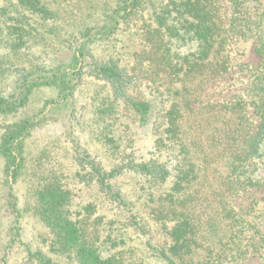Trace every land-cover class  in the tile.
<instances>
[{"label":"trees","instance_id":"16d2710c","mask_svg":"<svg viewBox=\"0 0 264 264\" xmlns=\"http://www.w3.org/2000/svg\"><path fill=\"white\" fill-rule=\"evenodd\" d=\"M93 9L0 0V264H264V0Z\"/></svg>","mask_w":264,"mask_h":264},{"label":"rangeland","instance_id":"374dc122","mask_svg":"<svg viewBox=\"0 0 264 264\" xmlns=\"http://www.w3.org/2000/svg\"><path fill=\"white\" fill-rule=\"evenodd\" d=\"M91 1H94V9H93V11H94L95 16H97L99 8L101 6H103L105 4V2H107L108 0H91ZM90 8H91V4H90ZM223 10L225 12L227 11L226 4H225V7H223ZM224 17H225V15L222 16L223 19H224ZM224 21H225V24H226V22L228 20L225 19ZM123 34H125V31L123 32ZM257 44H258V41H254L252 43H249L248 44L249 45V50H248L247 54H245L243 56L235 54L236 58L241 59L239 62H241L242 66H236V68L234 70H232L229 74L225 73L226 74L225 76L227 77V81H231V79H232L231 83H233V84H235L236 79H238V81H237V83L234 86H232V87L228 86L224 90H223V88H224L223 86L219 87L221 90H223V95H229V94L233 95L235 92H241L242 90L240 88L243 87V86H246V85H244V83H242V80H246L247 81L248 76L250 74L249 72H251L253 69H255L258 66V64L260 62V59H261V55L258 53L257 48H256ZM242 67L246 68V70L245 71H243V70L241 71L240 69ZM247 72H248V76L246 75ZM233 77H234V79H233ZM220 81L221 82H225V80H220ZM208 84L211 85V84H214V83L213 82H209ZM193 118H196V117L194 116L191 119H193ZM56 131H58V126L56 125L54 127V125H51V129H48L47 127H45V130L43 132H46V134H47V133H52V132H56ZM38 133H40V131H38ZM214 165H216V164H214ZM211 175L216 176L217 172L214 171L213 173H211ZM211 184H213V183H211ZM260 192H261V194H260ZM262 194H263V191H259V193H256L254 191L252 193H247L245 195L239 194V195H236L234 197L233 203H235V205H239V206L243 205V206H245L248 202H250V200H251V198L253 196H254L253 198H255L256 196H261ZM205 196H206L205 192H203V194L200 195V199H198V201L201 200L202 203L204 201V202H206L208 204L216 206L215 205L216 202L211 199L212 197H209V199L206 200ZM203 204L206 205L205 203H203ZM27 217H28V220H27V223H26V225H27L26 228L28 230V237L29 238H36V235L40 234V224L35 219V217H32V216H27ZM151 221H152V219H151ZM92 226L93 225H90L91 229L89 231L93 230ZM44 249L46 250V248H44ZM46 252L49 255H54V253L51 252V251H47L46 250ZM141 252H142V250L138 249V246H136L135 250L128 251L125 254H126V256H128L129 260L134 261V262H138L139 261V257H141ZM56 260H58L59 262H61L63 264H66L70 259H68V257L64 255V256H56ZM10 264H27V263L24 261V259L22 257H18V254L15 255V256L12 254L11 255Z\"/></svg>","mask_w":264,"mask_h":264}]
</instances>
